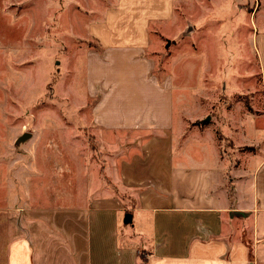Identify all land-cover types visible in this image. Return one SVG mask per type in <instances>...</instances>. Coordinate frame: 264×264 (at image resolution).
<instances>
[{
    "label": "crops",
    "instance_id": "crops-1",
    "mask_svg": "<svg viewBox=\"0 0 264 264\" xmlns=\"http://www.w3.org/2000/svg\"><path fill=\"white\" fill-rule=\"evenodd\" d=\"M109 2L87 25L85 94L122 143L75 206H1L0 264H264V123L260 137L251 114L234 160L199 115L175 127L172 82L148 54L174 0Z\"/></svg>",
    "mask_w": 264,
    "mask_h": 264
},
{
    "label": "rangeland",
    "instance_id": "rangeland-1",
    "mask_svg": "<svg viewBox=\"0 0 264 264\" xmlns=\"http://www.w3.org/2000/svg\"><path fill=\"white\" fill-rule=\"evenodd\" d=\"M109 4L0 0V207L75 206L117 154L109 145L122 137L94 127L85 94L96 46L87 25ZM152 33L148 54L172 82L175 127L199 115L236 159L251 114L263 129L264 0H174L172 21Z\"/></svg>",
    "mask_w": 264,
    "mask_h": 264
}]
</instances>
